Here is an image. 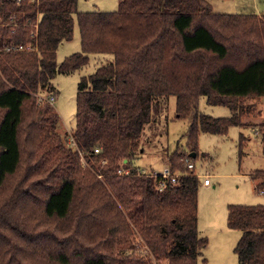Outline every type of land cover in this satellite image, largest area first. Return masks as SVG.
I'll list each match as a JSON object with an SVG mask.
<instances>
[{
    "label": "trees",
    "instance_id": "obj_1",
    "mask_svg": "<svg viewBox=\"0 0 264 264\" xmlns=\"http://www.w3.org/2000/svg\"><path fill=\"white\" fill-rule=\"evenodd\" d=\"M11 15L16 33L0 37V264L205 262L200 178L187 164L199 134L242 126L241 101L264 104V15L216 14L201 0H118L116 11L93 13H78L77 0H0V24ZM74 17L81 51L57 64ZM88 54L111 58L79 79L66 133L51 81L87 65ZM169 97L188 127L185 146L161 157L178 177L159 191L161 175L135 161ZM203 97L231 115L200 112ZM256 189L264 193V182ZM227 211V227L240 232L238 263L264 264V205Z\"/></svg>",
    "mask_w": 264,
    "mask_h": 264
},
{
    "label": "rangeland",
    "instance_id": "obj_2",
    "mask_svg": "<svg viewBox=\"0 0 264 264\" xmlns=\"http://www.w3.org/2000/svg\"><path fill=\"white\" fill-rule=\"evenodd\" d=\"M201 1L216 14L264 15V0ZM117 9L118 0H77L78 13L114 12ZM26 28L32 30L33 26ZM11 33H16L15 27L0 24V37H9ZM81 48V32L74 17L73 36L59 46L57 64L66 56L80 52ZM88 57L89 62L84 67L71 73L57 74L51 81L56 95L50 102H53L60 116L61 128L66 133L75 125V99L79 79L90 75L100 62L111 58L110 55L99 54H88ZM166 102L165 109L145 129L140 140L143 153L136 159L135 165L144 171L155 169L162 172L167 164L161 157L176 147L185 146L184 133L188 122L175 116L174 97H169ZM240 103L244 106L240 117L242 126L230 128L226 135L201 133L198 138L199 152L193 163L194 171L200 177L197 231L200 236L208 239L204 264H228L231 260H237L233 250L240 232L227 227L229 205H264V194L256 189V185L264 182V176L257 175L259 171L264 172V139L261 138L264 132V104L262 101L245 100ZM198 110L214 118L231 115L227 107L206 104L204 97L199 99ZM82 165L86 166L83 160ZM203 176L208 178L209 186L202 185Z\"/></svg>",
    "mask_w": 264,
    "mask_h": 264
},
{
    "label": "built area",
    "instance_id": "obj_3",
    "mask_svg": "<svg viewBox=\"0 0 264 264\" xmlns=\"http://www.w3.org/2000/svg\"><path fill=\"white\" fill-rule=\"evenodd\" d=\"M8 1H12V2H14L16 4H19L21 2V0H8ZM9 20L12 22V24H7V25H10V27H12V28L15 27L16 24L14 23V16L13 15H11L9 17ZM31 50H32V48L28 47V46L8 45V46L4 47L3 51L4 52H22V51H31ZM50 101H53V98H50ZM94 152L98 153V149H95ZM187 169H189V170L194 169V165L192 163L187 164ZM120 172L121 171H119V173ZM140 173H142V172L140 171ZM158 173L162 177V182L159 183V191H161L163 189V187L165 186L166 178H169V182L171 184H175L176 183V178L178 177V175L170 177L168 169H166V170H164L162 172H153V175L158 174ZM163 180H165V181H163ZM202 184L205 185V186L209 185L208 178H204Z\"/></svg>",
    "mask_w": 264,
    "mask_h": 264
},
{
    "label": "crops",
    "instance_id": "obj_4",
    "mask_svg": "<svg viewBox=\"0 0 264 264\" xmlns=\"http://www.w3.org/2000/svg\"><path fill=\"white\" fill-rule=\"evenodd\" d=\"M167 168H165L164 170H166ZM143 170V169H142ZM163 170V171H164ZM194 170H195V166H194ZM144 171V170H143ZM154 172H159V171H157V170H153ZM145 172H148V171H145ZM196 174V173H195ZM197 176V175H196ZM200 178V177H199ZM204 178H207L206 176H203V179H202V182H203V180H204ZM252 179H253V177H251ZM203 185V184H202ZM203 186H205V185H203ZM206 186H209V185H206ZM261 193V192H260ZM261 194H264L263 192L261 193ZM199 261H201L200 259L198 260V264H204L205 262H206V259H205V262H199ZM238 260H236V261H233L232 262V260L231 261H229V263L228 264H239L238 262H237Z\"/></svg>",
    "mask_w": 264,
    "mask_h": 264
},
{
    "label": "water",
    "instance_id": "obj_5",
    "mask_svg": "<svg viewBox=\"0 0 264 264\" xmlns=\"http://www.w3.org/2000/svg\"><path fill=\"white\" fill-rule=\"evenodd\" d=\"M195 156V154H191V157H194Z\"/></svg>",
    "mask_w": 264,
    "mask_h": 264
}]
</instances>
